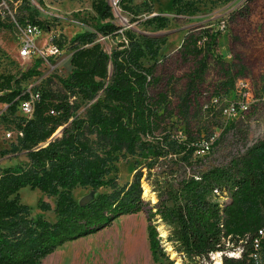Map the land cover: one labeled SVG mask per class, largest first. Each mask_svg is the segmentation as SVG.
Instances as JSON below:
<instances>
[{"label": "trees", "instance_id": "1", "mask_svg": "<svg viewBox=\"0 0 264 264\" xmlns=\"http://www.w3.org/2000/svg\"><path fill=\"white\" fill-rule=\"evenodd\" d=\"M132 1L119 0L117 6L132 13ZM92 8L96 16L90 30L70 40L73 70L59 80L62 89L36 93L32 116L16 118L15 142L10 149L0 150V160L8 155L27 157L25 163L0 167V264H42L64 244L97 234L121 216L141 211L146 213L150 251L158 264L176 261L162 246L157 220L171 228L169 241L180 264H210L216 253H222V264H264V237L258 249L254 243L259 231H264V139L226 165L202 168L196 156L209 145H202L199 136L189 131L191 100L208 69L204 52L216 44L217 35L190 33L179 50L184 63L194 62L177 112L188 130L182 140L167 129L169 90L160 89L157 73L165 38L122 30L114 22L108 0H95ZM177 9L195 12L189 2ZM30 20L40 25L32 14ZM145 23L164 29L168 19L155 15ZM0 27H5L1 20ZM100 36L122 39L107 52L97 42ZM146 60L154 64L146 66ZM231 71L223 66L228 79L219 87L226 91L235 85ZM38 75L29 70L22 81ZM77 98L87 106L84 113H79ZM30 99L21 81L11 76L0 79V104L8 105L13 113ZM150 148L154 157L144 168L145 180L157 195L153 205L143 197L144 168L124 186L110 177L121 157ZM25 187L56 198L55 222L32 217L30 208L14 197ZM79 187H109L112 192L78 203L72 192ZM39 207L51 209L44 201ZM235 249L240 250L239 257L226 254ZM255 253L260 259L253 257Z\"/></svg>", "mask_w": 264, "mask_h": 264}, {"label": "rangeland", "instance_id": "2", "mask_svg": "<svg viewBox=\"0 0 264 264\" xmlns=\"http://www.w3.org/2000/svg\"><path fill=\"white\" fill-rule=\"evenodd\" d=\"M94 1L0 0V20L5 24V27H0V79L11 76L13 80L21 81L22 88L34 96L47 88L61 90L59 80L68 78L73 70L70 40L76 34L90 30L89 24L96 16L92 8ZM108 1L113 7L114 22L122 30L131 28L137 34L165 38L166 43L157 57V73L161 77L160 89L169 90L171 116L166 120L167 129L182 140L187 138L185 131L188 130L177 112L185 94L187 74L192 71L194 62L184 63L179 50L190 33L203 31L217 35L216 44L204 52L208 63L205 81L197 96L192 97L187 116L189 131L199 136L202 145H209V149L197 153L199 166L226 165L233 157L244 154L249 147L264 139V0H177V5H174L175 0H133L132 13L122 11L117 6L119 0ZM188 2L195 8L193 15L180 13L177 9L178 5L184 6ZM30 14L40 25L33 24ZM155 15L168 19L164 29L146 25V20ZM28 25L36 27L31 36L26 32ZM121 39L100 36L97 42L110 52ZM26 41L31 42V47L24 54L22 50ZM53 47L58 49L54 55L51 54ZM144 63L150 66L154 61L146 60ZM223 66L232 69L231 77L235 80L234 88L229 91L219 87L228 79L223 74ZM29 70L38 71L40 75L22 81L23 74ZM239 80L248 84V88L238 87ZM76 103L79 113H84L85 103L79 98ZM233 104L237 109L234 114H228L227 110ZM24 117L21 103L15 113L8 105L0 104V150L11 148L15 141L7 134H16V118ZM153 157L154 148L135 156L121 157L114 164L110 177L116 178L119 186L131 183L136 172ZM26 161L25 154L17 158L8 155L0 160V167ZM143 171V197L153 205L157 202V195L145 180L147 170L144 168ZM31 190L25 187L14 197L30 208L32 217L42 216L55 222L56 198ZM111 192L109 187L98 190L79 187L72 196L78 203H85L99 194ZM40 201L49 203L51 209L41 210ZM155 223L164 250L176 264H180L181 259L169 241L171 228L161 220ZM70 243L44 258L42 264H158L150 251L144 211L121 216L97 234ZM226 254L239 257L240 250ZM261 258L264 262V252ZM221 262L222 253L210 257V264Z\"/></svg>", "mask_w": 264, "mask_h": 264}, {"label": "built area", "instance_id": "3", "mask_svg": "<svg viewBox=\"0 0 264 264\" xmlns=\"http://www.w3.org/2000/svg\"><path fill=\"white\" fill-rule=\"evenodd\" d=\"M36 31V27L35 26H31L28 25L27 26V35L31 36L35 33ZM31 47V42L30 41H26V44L23 48V53L25 54L26 51ZM58 52V49L53 47L51 49V54L54 55ZM238 87H240L241 89H247L248 88V84L244 83L242 80H239L238 82ZM38 95L36 94V96L31 95V99L29 101H22L21 102V112L26 116V117H31L33 114V106H34V102L37 99ZM236 105H231L230 108H228L227 112L228 114H234V112L236 111ZM7 136L11 139L16 137V134H12V133H8ZM203 151V150H202ZM264 237V231L260 230L259 231V237L255 239L254 243H255V248L258 249L259 245H260V238ZM253 257L255 259H260V255L258 253L253 254Z\"/></svg>", "mask_w": 264, "mask_h": 264}, {"label": "water", "instance_id": "4", "mask_svg": "<svg viewBox=\"0 0 264 264\" xmlns=\"http://www.w3.org/2000/svg\"><path fill=\"white\" fill-rule=\"evenodd\" d=\"M58 133H59V131L53 137H55ZM221 264H222V262H221Z\"/></svg>", "mask_w": 264, "mask_h": 264}, {"label": "bare ground", "instance_id": "5", "mask_svg": "<svg viewBox=\"0 0 264 264\" xmlns=\"http://www.w3.org/2000/svg\"><path fill=\"white\" fill-rule=\"evenodd\" d=\"M31 191H33V190H31ZM66 244H67V243H66ZM70 244H71V243H70ZM67 247H68V246H67ZM62 249H63V248H62ZM66 249H67V248H66ZM66 249H65V250H66ZM216 254L218 255L219 253H216Z\"/></svg>", "mask_w": 264, "mask_h": 264}]
</instances>
